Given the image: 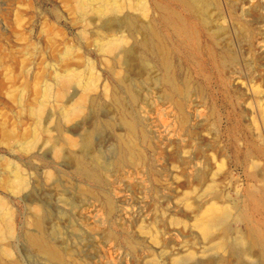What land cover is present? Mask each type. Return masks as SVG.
I'll return each instance as SVG.
<instances>
[{
	"label": "rangeland",
	"instance_id": "rangeland-1",
	"mask_svg": "<svg viewBox=\"0 0 264 264\" xmlns=\"http://www.w3.org/2000/svg\"><path fill=\"white\" fill-rule=\"evenodd\" d=\"M123 2L130 6L132 0ZM129 6L118 17L122 18L125 13L138 16V23L147 25L143 34L158 29L172 47L169 62L156 47V35L154 44L146 45L135 44L133 39L127 38L128 42L121 46L130 48L135 44L129 65L125 64L123 56L115 59L119 48L112 53H101L96 40L106 30L97 34L102 22L92 19L95 17L92 12L82 16L78 0H0V200L14 211L17 230L22 231L25 205L34 200L45 203L47 213L43 220L48 240L56 239L60 243L64 237L70 250L78 259L81 255L84 259L79 260L85 264H109L111 260V264H169L174 255L184 256L193 249L210 248L197 234H193L197 244L192 245V236L184 237L192 233L191 229L185 231L171 226L169 219L179 210L176 195L192 187H203L189 180V171L197 172L194 164L214 168L225 159L229 168L216 176L220 183L218 189L229 195L227 199L231 204L248 203L250 218L247 222L264 240V0H212L207 23L178 0H148L147 15ZM167 8L182 16L188 35L178 34L175 28L168 26L166 17L170 16V9ZM142 56L155 64L152 72L144 69ZM166 64L171 65L181 85L182 90L175 93V98L166 82ZM88 67L99 78L97 89L88 92L94 100H82L83 110L70 120L64 119L65 110L83 93L79 85L73 84L65 95L59 96L55 72L65 73L74 68L87 78ZM155 72L161 89L151 78ZM107 80L112 92L118 94L117 101L103 90ZM47 86L50 97L44 98ZM40 99L44 104L42 116L38 118L32 114V108L41 103ZM175 99L183 101L191 113L201 114L200 125H180ZM121 114L134 119L139 143L147 155L145 163L134 166L128 162L112 172L100 170L97 181L90 178L84 163L78 165L67 152L68 165L63 166L60 173L53 170L54 178L50 180L44 172L51 167H45L32 156L41 151L43 140L57 137L55 126L59 123L67 129L66 136L78 141L83 128L79 129L77 124L85 120L93 144L106 141L104 157L112 160L121 151V134L125 135ZM35 130L40 135L38 144L31 154L21 151L20 142L29 140ZM167 136H171L174 143L181 142L189 154L173 155ZM81 156L86 158V152ZM210 156L214 157V162L210 161ZM63 160V157L57 159ZM86 160L91 161L89 157ZM17 168L27 184L23 191L14 194L8 187L16 175L12 170L16 172ZM203 169L202 166V172ZM176 174L179 175L177 180ZM53 179L59 180L60 189L50 186ZM79 182L90 183L92 187L80 188ZM113 190L129 195L128 201L133 202L131 205L138 209L146 224L159 227L167 236L173 235V245L166 254H160L161 247L148 242L132 244L129 233L119 225V207L116 205L111 213L107 202L116 200ZM62 198H68L73 206L58 203ZM88 201L97 205L89 220V223L93 221L90 228L78 217L79 208H75L80 204L87 206ZM1 213L0 207V216ZM96 218L102 219L103 225L96 227ZM54 224H60V229H52ZM110 225L120 232V243L115 242ZM104 240L108 244L103 243ZM227 242L231 253H235L231 264H264L261 249L255 248L257 257L250 261L244 258L243 249L236 245L234 237ZM20 244L24 247L23 241ZM29 247L24 250L28 264L47 263L43 255ZM153 255H158L159 261H153Z\"/></svg>",
	"mask_w": 264,
	"mask_h": 264
},
{
	"label": "bare ground",
	"instance_id": "bare-ground-1",
	"mask_svg": "<svg viewBox=\"0 0 264 264\" xmlns=\"http://www.w3.org/2000/svg\"><path fill=\"white\" fill-rule=\"evenodd\" d=\"M178 1H180V3L186 9L193 11L203 22L207 23L208 10H209V6L212 4V0H178ZM128 6L129 5L123 2V0H78V8L82 16L85 17L88 15L89 12H92L95 14V17H93L92 19L102 22L101 26L99 27L100 31L97 34L101 35V32L104 31V29L106 30V32L102 35V37L96 40L97 46L99 47L101 53L102 52L112 53L113 51L119 48L120 50L116 55L115 59H119L121 56H123L125 64L129 65L131 61V57L135 53L134 51L135 44H138L139 42L140 44L143 45L149 43L154 44L155 39L153 36L156 35L158 38V44H156V47L163 55V57L165 59H168L169 62V58L173 53L172 47L171 45L166 43L165 38L161 36L160 31L158 29L153 28V31L150 34H143L142 30L145 27L147 28V25L143 22L138 23L139 22L138 16L130 13H125L122 18L118 17V15L123 13ZM129 7L135 10H140L144 15H147L149 13L148 0H132ZM169 9L170 8H167V10ZM166 21L168 26L175 28L177 30L176 33L188 35L187 32L188 26L186 25L185 20L182 18V16H180L179 13H176L174 10L170 9V16L166 17ZM149 23L151 22L149 21ZM88 24L90 23L88 22ZM110 32H112V34H110ZM141 33L143 35L141 38H139V35ZM127 38H131L133 39V41H135V44L130 48H126L124 47V45L121 46L123 43L128 42ZM67 54L68 52H66V55ZM141 58L144 69L148 70L149 72H152V70H154L156 67L155 64L152 62V60L145 56H142ZM88 69L89 70H88L87 78L85 77V74L80 73L74 68L67 69L65 73H59L58 71L55 72V75L57 76L56 82L60 86V90L59 92H57L59 96H62L63 94L65 95L67 89L73 87V84L79 85L83 93L80 99L73 106H71L72 108L71 107H69L70 109L65 108L66 110L62 115L64 119L70 120L73 115L83 110L84 105L81 104L82 100L84 102L87 99H89L90 102L94 100V97L88 95V92L97 89V86L99 84V83L97 84V81L99 80V78L94 74L91 67H88ZM151 78H154L156 80V84L158 81H160L157 78L156 72L154 76L151 75ZM166 82L169 84L171 88V93L173 94V98H175V93H179V90L181 89L180 87L181 85H179L180 82L175 78L173 72L171 71L170 64H166ZM157 85L159 86V84ZM102 87L104 92L109 93L110 99L113 98L116 101L118 100V94L116 91L112 92L113 88L111 87V84L108 80L104 83V86ZM74 88L76 87L74 86ZM43 97L44 98L50 97V91L48 89V86L45 87ZM131 97L133 99H136L137 96L134 93H131ZM175 103L178 105L177 107L179 110V114L177 115H178V121L181 126H185L187 124L194 126L200 125L199 124L201 119L200 113L198 112L191 113L189 110L186 109V107H184L185 105L183 101L179 99L177 100L175 99ZM43 104L44 102L41 101V103L33 107L32 114L40 118L43 113ZM113 105L116 104L113 103ZM120 117H121L120 119L121 123L125 128V135L121 134V145H122L120 149L121 151L118 152L114 157V159L112 160L109 157H107V159L109 158L108 160H105L104 157V149L106 147V141L100 142L99 144L96 145L93 144V138H91V134H90L91 131L86 127L85 120L77 124V127L79 129L83 128V131L80 130L79 133L80 139L78 141L70 138L69 136H66L67 129L63 128L59 123L58 125L55 126L56 129L55 132L57 137L54 139L47 138L43 140L41 144L42 146L41 151L36 154L33 153L32 156L38 158L45 167H51L50 169H47L44 172L47 178H50V180L54 178L53 170L60 173L63 171L62 169L63 166L68 165L69 162L66 161L68 159L67 152L71 153L72 157H74L77 160L78 165L84 163V166H86L85 169L89 172L90 178L97 181H99L100 178L98 172L100 170L105 172H112L113 169L116 168L117 166L118 167L125 166L126 163L128 162L134 166L141 163H145L147 159V155L143 150V148H141V146L143 145L139 143V137L136 132L134 119L130 118L126 114L125 115L121 114ZM156 134H158L157 131ZM39 136L40 135L38 130H35L33 136L29 138V140L20 142L21 145L19 146V149L25 153L31 154V152L39 142ZM166 140L168 141L169 151H172L173 155L184 157L189 154V151L185 149V147L181 142L174 143L171 136H167ZM49 143L50 145L47 148V145ZM72 147H75L76 149H72ZM85 152L87 154L86 158L88 159L89 157L91 160L90 163H88L86 158H83V156H81ZM48 154H52V157L51 156L49 157ZM60 157L61 158L63 157L64 160L59 162L57 161V159ZM209 158L211 159L210 161L214 159L213 156H210ZM184 162L189 163V161H184ZM89 164L92 165L90 168L89 166H87ZM194 165L197 167V172L195 173V171L193 170L194 173H191L189 171V175H188L189 180L191 182H193L194 180L198 184H202L203 187L202 188L192 187L189 190H186L176 195L175 204L181 213L178 210L177 214L171 216L169 219V225L174 227H182L183 229H185V231H187L186 230L187 228L191 229L192 233L190 231L189 233L191 234L186 233L184 237L192 236L193 240L191 239L190 240L194 242L192 244L194 245L195 243L197 244V241L195 240L196 237L193 236V234H197L199 238L206 245L210 246V248H204L202 250L193 249L188 251V253H186L184 256L174 255L173 257L170 258L169 264H213L214 262L215 263L217 262V264H231L233 262V256H235V253L234 252L233 254L231 253L227 241L228 239L233 237L234 240L236 241L235 242L236 245L240 246L243 249L242 255L244 256V258L253 261L256 256L254 253L255 248L261 249L262 254L264 255V240L261 239L259 233L251 226V224L247 222L250 218L248 203L246 202L242 203V206L236 203L231 204V202H229L227 199L228 198L227 196L229 195L226 196L225 193L221 192L218 189L220 188L219 187L220 183L216 178V176L226 171L227 168H229L227 161L225 159L221 160L218 164H216L214 168L200 165L197 162ZM202 166L204 168L203 172L201 171ZM12 171H13L12 173H16V175L13 176L15 179L13 178L11 179V181H9L8 188L9 190H11L12 193L17 194L26 188L27 181L24 177H22L18 168L16 172H14V170ZM175 179L176 180L179 179V175L176 174ZM47 181H49V179ZM79 183H80L79 184L80 188L92 187L90 183L87 184H82L81 182ZM128 184H129L128 186H130L131 188V183L128 182ZM74 185L76 186V184ZM50 186H52L53 188L58 187L60 189L62 185L61 183L59 184L58 179H53ZM53 192H55V190ZM112 193L116 197V200L112 201L110 199V201H107L110 204L111 213L115 210V206L117 205V207H119L120 210V214L118 213L120 219L119 225L124 231L129 233V235L131 236V240L133 241L132 244H139V243L142 244L143 242L144 243L148 242L149 244L161 247L160 254L161 253L166 254L167 249L173 242L172 240L174 238L173 235L167 236L165 234L166 232L161 230L159 227H154L153 225L150 226L146 224L145 221L141 219L142 218L141 214H139V212L137 213L138 209L136 211V209H134V207L132 206L133 202L130 203L128 201V199L130 198L128 197L129 195L127 196L126 194L121 192H116L115 190H113ZM71 196L72 195H70V197ZM96 200L99 201V199ZM61 201L64 204H70L73 206V203L69 202L68 198H62L61 200L58 201V203ZM44 204L45 203L41 204L39 202H35L34 200H30V202L25 205L26 212L25 213L23 212L24 221L21 225L22 231L19 232L17 230L15 223L16 219H15L14 211L10 207L6 206L3 203V201L0 200V207L2 210L1 213L2 215L0 216V264H28L24 253V250L26 251L28 245L30 246L29 247L30 249L33 248L37 250L39 254L43 255L45 260L49 264H64L66 261L69 264H85L79 260L84 258L81 257L78 251H77L78 252L77 255L78 256L80 255L79 259L75 256L76 254L74 255V252L70 250L69 247L70 244L69 243L67 244V241L64 240V237L63 238L61 237L63 241L60 242L61 241L60 240L59 241L60 243H58L56 239H54L53 241L48 240V238L46 237L47 234L45 236V232H44L45 224L43 218H44V213H47V210L45 209ZM128 204L131 207H129ZM84 206L85 207H83L81 204L79 206H75V208L78 207L80 210V211L78 210L79 215L76 213L75 214L78 215V217L80 216L81 220H85L86 225H88L90 228V226H92L91 223L93 221L89 223V220L91 219L92 217L91 214L94 212L93 210L96 208L97 205L93 203H89L88 201L87 206L86 204H84ZM59 208H62V206ZM59 208H56V210ZM49 212L51 214V211ZM59 212L60 211H58V213ZM61 213L64 212L61 211ZM94 215L97 216V214ZM60 218L61 220L63 219L62 217ZM94 222L96 227L103 225V220L100 218L94 219ZM228 224L230 225V228ZM241 224H246V225L245 227H243L241 226ZM51 228L52 229L57 228L59 230L60 224H54L53 227L51 225ZM110 233L114 236V240H116L115 242L120 243V236H119L120 232L113 225H110ZM99 234H101V232ZM58 235H60V232ZM56 236L57 235H55V237ZM95 238H97V236ZM21 241H23L24 247L23 245L21 246L20 244ZM64 243L65 246H63ZM103 243L108 244V242L106 243L105 240ZM209 251L210 252L212 251V253L208 254ZM213 251L215 252L213 253ZM5 257H7L8 260H6ZM152 260L159 261L158 255H153ZM86 261L87 260L85 259V262ZM110 262L112 263V260ZM110 262L109 264H111Z\"/></svg>",
	"mask_w": 264,
	"mask_h": 264
}]
</instances>
